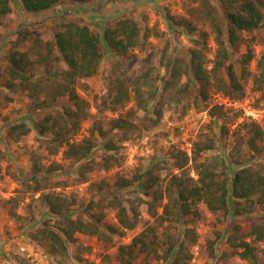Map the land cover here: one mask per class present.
Here are the masks:
<instances>
[{
  "label": "trees",
  "instance_id": "16d2710c",
  "mask_svg": "<svg viewBox=\"0 0 264 264\" xmlns=\"http://www.w3.org/2000/svg\"><path fill=\"white\" fill-rule=\"evenodd\" d=\"M60 1L21 0L29 12L51 9ZM195 1L196 5L187 7V16H169L173 23L190 33L198 31L188 55L171 57L164 54L166 75L160 85L156 84L151 71L134 77L129 84L123 75H115L109 87L110 109L116 111L124 107L131 96L136 107L117 118L93 121L88 134L81 139L78 135L83 123L90 119L91 106L78 93V80L98 71L106 51H113L123 59L134 58L135 50L148 38L149 28L142 35L140 24L131 17L120 18L101 33L76 21L54 22V39L47 38L40 28H26L18 33L17 43L26 42L27 48L21 50L13 46L7 50V67L3 74L6 87L19 86L29 91L30 97L38 99L37 104L44 111L37 122L42 136L39 148L44 154L61 152L64 158L76 160L79 182H86L88 174L96 169L109 170L117 165L118 157L108 151L118 150L119 142L128 140L136 129L146 128L137 112L147 111L152 101L155 103V122H158L167 104L183 103L185 98L193 95L196 86V107L200 108V100L212 118H222L226 115L223 105L210 107L207 104L211 91L229 100H241L251 78L254 90L264 99V53L257 59V71L253 74L250 69L256 56L252 34L263 26L264 11L254 0H218V6L212 0ZM11 11L10 0H0V24ZM195 22L208 26L209 31L200 29ZM211 34L215 56L209 61L212 63L209 68L206 50ZM242 46L245 50L235 59L234 54L240 52ZM40 67L42 72L37 75L36 70ZM247 127L242 142L248 150L242 156L234 150L229 158L206 156V152L215 147L216 134L211 130L202 132L193 142L191 154L181 148L171 149L170 157L174 159L177 172H172L166 183L162 178L165 166L159 159L146 168H137L129 177L119 175L116 185L134 187L138 195L129 198L128 204L117 194L96 202L92 200V212L87 219L73 217L68 197L52 190L57 187L54 175L60 170V164L54 162L45 167L34 152V177L29 185L53 217L43 220L31 232L32 240L51 256L66 259L71 256L70 244L77 242L79 234L95 236L104 242H113L118 235L116 260L119 264H190L194 258L193 247L199 240L195 226L206 211L228 212L232 204L235 215L257 209L264 211V165L261 162L246 163L264 151V129L257 122H251ZM31 131L27 121H17L7 129L5 142H19ZM113 131L116 133L110 135ZM99 140H102L101 148L107 155L95 159L93 154ZM4 159V145L0 143V162ZM233 163L239 168L234 169ZM191 167L196 177L192 175ZM104 182H99L101 187ZM10 202L18 204L15 198ZM142 204L147 205L150 218L143 216ZM106 207L116 210L117 225L106 221ZM10 213L21 217L15 207ZM139 226L143 229L131 242H124L127 231ZM227 241L233 253L246 261L242 264L264 263V247L259 245L264 242V223L254 221L247 229L235 223ZM75 256L82 259L80 253Z\"/></svg>",
  "mask_w": 264,
  "mask_h": 264
},
{
  "label": "rangeland",
  "instance_id": "374dc122",
  "mask_svg": "<svg viewBox=\"0 0 264 264\" xmlns=\"http://www.w3.org/2000/svg\"><path fill=\"white\" fill-rule=\"evenodd\" d=\"M264 11V0H254ZM12 11L2 19L0 24V143L4 145L5 159L0 162V264H119L116 260L117 240L104 242L98 237L78 235L77 242L70 244L71 256L58 259L51 256L47 250L32 240L31 232L51 218V213L38 199L39 194L32 192L30 183L33 181L32 154L40 156V163L48 167L52 163L60 164L61 168L54 175L57 187L52 190L68 197L73 217L89 218L92 210L91 201L111 198L114 194L120 196L126 204L128 199L138 193L134 187L120 188L116 185L119 175L129 177L137 168L148 167L155 160L163 161L165 168L162 170L163 183H166L172 172H177L174 159L170 157L173 147L181 148L191 154L193 142L202 132L211 130L216 134L215 147L206 152V156L220 155L224 158L231 157V152L237 151L241 156L248 150L242 139L246 136L247 124L259 123L264 129V99L254 90L252 78L245 85V97L241 100L228 98L211 91L207 104L223 105L226 115L222 118H212L205 103L199 100L200 108L196 107L193 95L184 99L183 103L167 104L162 118L155 122L154 101L147 109L138 110L137 115L146 123V128H138L128 140L119 142L118 150H110L109 154L118 157L117 165L109 170L96 169L88 174L86 182L78 181L79 163L76 160L66 159L60 152L57 155L44 154L40 146V135L37 122L44 114L38 99L31 98L29 91H24L19 86L6 87L4 69L7 67L6 52L15 46L24 50L27 43H17L19 32L23 29H42L47 38L54 39L56 26L54 22L76 21L88 25L91 29L101 33L105 27L112 26L123 17H131L138 21L142 28V35L149 28L146 40L135 50V57L123 59L113 51H106L103 55L98 71L91 77L79 79L77 91L91 106L90 119L85 121L78 138L88 134L93 121L100 119L107 121L124 115L131 108L136 107L133 96L128 99L124 107L116 111L110 109L112 95L109 87L115 75H123L128 84L131 80L151 71L156 84L160 85L166 70L163 67L164 54L171 57L187 56L188 50L193 46V39L198 36V31L190 33L185 27L173 23L171 16L179 18L187 16V7L196 5L195 0H61L51 9L40 12L26 11L21 0H10ZM218 6V0H212ZM195 24L204 30L209 27L198 22ZM252 44L255 58L250 65L253 74L257 71V59L264 53V23L263 26L252 34ZM209 48L206 56L211 67V60L215 56L213 35L208 41ZM245 50L242 46L240 52L234 54L238 58ZM41 67L36 70L40 75ZM184 106L186 112L184 113ZM25 120L32 128L31 133L19 142L6 143L5 135L10 125L17 121ZM142 125V124H141ZM116 132H111L110 135ZM121 133H119L120 135ZM118 135V136H119ZM102 140L95 149V159L107 155L101 148ZM236 146H239L235 148ZM251 162H261L264 165V151L252 157ZM165 161V162H164ZM234 169L239 166L232 164ZM192 171V167H191ZM192 175L195 176L194 171ZM196 177V176H195ZM105 181L100 186L99 182ZM96 183L95 186L92 184ZM140 193V191H139ZM15 198L18 204L10 202ZM15 207L21 216H12L10 209ZM144 217L150 218L146 204L140 206ZM235 206L232 204L228 212L206 211L204 217L196 223L199 235L197 244L193 247L194 258L190 264H242L238 255L233 253V248L228 243L229 234L235 223L248 228L252 222L264 223V211L255 210L243 215L234 214ZM106 221L117 225L116 210L106 207ZM55 220L53 219V222ZM185 225L182 228H184ZM143 226L127 231L123 241L131 242ZM216 240L213 244L212 242ZM264 247V242L259 243ZM80 253L81 258H77ZM134 264H140L136 262ZM163 264V263H160ZM261 264H264L263 262Z\"/></svg>",
  "mask_w": 264,
  "mask_h": 264
}]
</instances>
